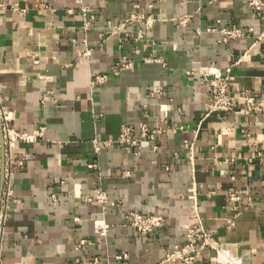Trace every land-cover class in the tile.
Wrapping results in <instances>:
<instances>
[{
	"label": "crops",
	"instance_id": "0c3cea01",
	"mask_svg": "<svg viewBox=\"0 0 264 264\" xmlns=\"http://www.w3.org/2000/svg\"><path fill=\"white\" fill-rule=\"evenodd\" d=\"M84 3L87 12L77 0H0L12 125L44 129L12 151L22 164L12 168L0 264H181L166 254L197 215L222 256L205 251L195 264H264V27L248 0ZM134 13L155 25L126 22ZM233 26L252 31L225 42ZM237 60L236 109L206 116L199 69L225 72ZM124 126L160 132L127 146L117 142ZM101 192L119 205L99 202ZM129 211L165 225L141 235Z\"/></svg>",
	"mask_w": 264,
	"mask_h": 264
},
{
	"label": "built area",
	"instance_id": "2783aa9c",
	"mask_svg": "<svg viewBox=\"0 0 264 264\" xmlns=\"http://www.w3.org/2000/svg\"><path fill=\"white\" fill-rule=\"evenodd\" d=\"M85 0H77V3L81 5L84 12L88 11V7L84 3ZM248 6L256 17L260 19L264 27V0H248ZM190 20L189 16L180 18L181 24H186ZM137 21L144 25L146 29H149L155 25L156 19L153 16H146L140 13L132 14L126 22ZM224 34V41L236 40L243 38L249 31L233 26L231 28H225L222 30ZM142 37V36H141ZM264 37L263 32L260 35V39ZM153 60L152 58L145 59ZM240 60L235 61L230 65L225 72H222L216 68L203 67L198 71V75L202 78V83L207 84L209 87L210 104L206 116L211 113H231L233 112L238 101L236 96L231 92L230 86L233 81L232 69L238 64ZM123 67H127V63H121ZM195 71V70H194ZM194 73V72H192ZM103 76H96L94 83H99L104 80ZM16 117L12 110H10L5 104V96L3 95V85L0 83V172L3 169L2 180L0 183V233L4 229L6 219L8 217L9 202L11 198V177L13 175V166L21 165L22 161L15 159L12 155V151L18 142H32L38 137L43 136L44 129L36 131L33 134L20 132L13 127V122ZM160 131H149L147 128H143L141 133L137 134L131 127L124 126L119 140L117 141L121 145L127 146H139L143 138L155 139V134ZM192 148V145L190 146ZM99 202L109 203L110 206H118V203L109 201L106 195L101 192L97 198ZM92 199H90L91 201ZM125 220L127 223L135 229L141 235H149L154 233L157 229L162 228L165 225L164 218L159 214H142L136 211H129L125 214ZM96 226L100 235L108 236V225L106 223H97ZM100 224V225H99ZM85 244V241H81V245ZM205 251H217L219 257L222 256L217 244L212 240L211 234L206 230L201 218L197 215L195 222L187 229L186 242L183 245L176 246L171 251L167 252L166 260L176 261L181 264H195L199 255ZM127 255L121 254L117 256V259L121 260ZM225 261V260H224ZM229 259L226 260L228 262ZM80 264V263H72ZM95 264H100L95 261Z\"/></svg>",
	"mask_w": 264,
	"mask_h": 264
}]
</instances>
